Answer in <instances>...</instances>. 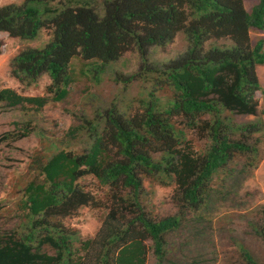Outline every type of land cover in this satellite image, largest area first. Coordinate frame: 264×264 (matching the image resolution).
Returning <instances> with one entry per match:
<instances>
[{"label":"trees","instance_id":"obj_1","mask_svg":"<svg viewBox=\"0 0 264 264\" xmlns=\"http://www.w3.org/2000/svg\"><path fill=\"white\" fill-rule=\"evenodd\" d=\"M42 30L51 33L50 39L19 52L10 61V75L23 88L36 85L44 74L50 83L41 96L0 89L5 108L38 113L66 101L81 79L91 84L82 89L81 100L92 103L97 99L93 88L127 52L139 53L143 70L126 78L115 73L119 89L108 108L65 132L50 156L33 159L42 180L22 189L16 214L9 210L18 219L9 231L0 224V264H149L151 253L152 264H182L168 236L179 231L208 236L214 221L233 211L245 217L256 213L260 224L254 231L264 239V206L224 210L215 204L227 198L224 189H232V181L241 185L245 179L229 162L258 152L256 143L229 137L264 128L262 120L238 126L229 117L264 114L255 98L264 36L252 43L249 35L264 32V0L248 11L243 0H19L0 6V32L8 37L35 41ZM179 33L187 44L184 52L147 62L151 47L165 48ZM220 39L229 43L219 45ZM134 80L142 88L138 96L130 95ZM166 88L172 95L163 103L158 92ZM133 105L140 112L131 116ZM176 118L184 129L203 132L209 145L195 150ZM23 129L28 135L29 128ZM81 129L89 145L76 152L70 141ZM85 176L108 186L112 195L99 229L82 240L65 220L95 205L78 184ZM143 176L173 188L175 215L155 219L145 213ZM237 249L244 264H259L242 244Z\"/></svg>","mask_w":264,"mask_h":264},{"label":"rangeland","instance_id":"obj_2","mask_svg":"<svg viewBox=\"0 0 264 264\" xmlns=\"http://www.w3.org/2000/svg\"><path fill=\"white\" fill-rule=\"evenodd\" d=\"M56 1L65 2V0ZM10 3H19V0H0V6ZM258 34L254 31L249 33L252 43L258 38ZM50 35L51 33L48 31L42 30L37 40L20 42L18 39H11L6 33H1L0 89L11 88L24 96L44 95L45 88L50 83L48 75H42L36 85L23 88L10 75V61L26 48L40 47L50 39ZM216 43L225 45L229 41L220 39ZM186 45L185 38L179 33L175 36L173 42L165 48L151 47L147 62H160L164 59L175 58L178 54L184 52ZM73 63L77 64V59L73 60ZM142 70L139 53H125L103 75L98 87L96 89L93 88V92L97 97L96 100L91 101L93 105L87 100H81L82 95L80 93L82 89L87 85L91 86L89 82L83 79L75 84L66 101L51 103L38 113L30 110L25 112L18 108H5L3 104H0V224L3 229L9 231L11 224L18 221L14 217V213L16 211L15 205H18L22 197V189L31 180H42V176L32 164L33 159L40 155L45 156V158L50 156L55 151L54 145L61 142L60 140L65 132L70 128L81 125L83 118L88 121L94 119L97 116H95L97 110L102 113L108 108L113 95L119 89V83L114 82L115 73L126 78ZM129 85L130 95L132 96H138V92L142 91L137 80L132 81ZM158 93L159 97H163V103L172 95L168 88ZM262 100H264V96H262ZM137 112H140L139 108L133 105L131 107V116H134L133 114ZM30 117H34L32 123L29 121ZM229 117L231 123L238 126L257 123L261 120L264 123V114H259L257 117L233 114L229 115ZM127 118L131 117L127 115ZM174 120L178 128L184 129L185 126L180 125L181 121L179 119L176 118ZM28 121L30 123L26 125ZM23 125L29 128L26 129L29 132L28 135H25ZM104 126L105 124L101 120L100 128H104ZM258 128V130H251L248 133L238 131L229 137L230 140H246L249 144L256 143L258 152L250 154L248 157H244V154H241L229 162L228 167L234 168L237 172L242 170L243 174L241 176L245 179L241 185L239 180H234L230 184L232 189H224L228 190L229 195L226 199L219 197V200L215 203L217 208L221 207L224 210L251 208L250 210L254 209L255 211L256 208L263 206L264 128L261 125ZM184 135L185 140L191 142L195 150L203 151L206 145H209L206 136L199 130L187 128L184 129ZM88 145L89 139L83 129L77 133L74 140L70 141V148L76 152L84 151ZM143 150L148 151L152 157L157 156L150 149L147 150L145 148ZM114 152L115 150L111 148V153ZM111 157L113 159L120 158V156L115 157L114 155H111ZM78 184L83 190L92 194L95 205L93 207L79 208L74 216L65 220V223L70 228L78 230L81 239L85 240L95 235L104 220L108 212L106 207L110 204L109 200L112 190L108 186L101 185L93 176H85L79 179ZM172 189L170 186L154 183V180L149 178V176L142 177L140 191L144 193L145 200H142L147 209L145 213L149 217L158 219L176 214L175 203L171 200ZM9 210L14 213H10ZM2 213H6V215ZM257 223L260 224V220L256 213L248 214L245 217L233 211V213H228L224 216V221H214L211 233L208 236H198L190 234V232L179 231L169 235L168 238L175 245L173 256L177 263L244 264L238 257L237 244L240 243L259 264H264V239L254 231ZM149 256V264L154 263L152 253Z\"/></svg>","mask_w":264,"mask_h":264},{"label":"crops","instance_id":"obj_3","mask_svg":"<svg viewBox=\"0 0 264 264\" xmlns=\"http://www.w3.org/2000/svg\"><path fill=\"white\" fill-rule=\"evenodd\" d=\"M256 3H257V0H253L252 2L244 0V5H245V8H246L247 11L250 10L251 7L253 5H255ZM1 33H3V32H0V35H1ZM1 39H2V37L0 36V41H1ZM4 46H6V45H4ZM1 57H2V54L0 55V58ZM256 72H257V76H258V80H259V84H260V88H261L260 91H258L256 93V97L260 99V104H261L262 108L264 109V106H263L264 100H262V98H261L263 96V94H264V66H257Z\"/></svg>","mask_w":264,"mask_h":264},{"label":"clouds","instance_id":"obj_4","mask_svg":"<svg viewBox=\"0 0 264 264\" xmlns=\"http://www.w3.org/2000/svg\"><path fill=\"white\" fill-rule=\"evenodd\" d=\"M247 1H249V2H252L253 0H247ZM258 2H259V0H257V3L256 4H258ZM255 4V5H256ZM243 5H244V0H243ZM244 8H245V5H244ZM252 8V7H251ZM246 9V8H245ZM4 33V32H3ZM264 36V32H261V33H259L258 34V36ZM257 66H264V65H257ZM257 66L255 67V70H256V68H257ZM256 75H257V72H256ZM257 78H258V76H257ZM259 81V80H258ZM260 91V90H259ZM258 91H256V93H257ZM256 93H255V98L257 99V101H258V103H259V108H260V110H262L263 112H264V110H263V108H262V106H261V104H260V99L259 98H257L256 97ZM263 96H264V94H263ZM262 98V97H261ZM263 206H264V204H263Z\"/></svg>","mask_w":264,"mask_h":264}]
</instances>
